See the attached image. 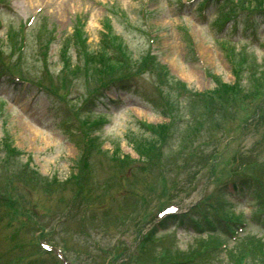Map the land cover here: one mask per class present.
Here are the masks:
<instances>
[{
    "label": "rangeland",
    "instance_id": "obj_1",
    "mask_svg": "<svg viewBox=\"0 0 264 264\" xmlns=\"http://www.w3.org/2000/svg\"><path fill=\"white\" fill-rule=\"evenodd\" d=\"M186 1L0 0V43L7 50L3 53H8L6 33L9 28L17 29L33 18L26 26L23 57L11 56L8 61L19 63L31 78L40 77L45 68L40 62L42 54L38 42L49 37L48 33L40 35L41 29L62 37L70 35L76 16L80 15L85 21L88 49H98L102 27L107 24L125 44L130 57L137 59L150 51L160 64L166 66L170 75L184 82L197 97L200 91L209 90L207 94L215 91L220 85L218 81L223 85L234 82V71L224 50V46L230 45L227 41L236 42L229 46L234 63L240 60L243 67L246 65L243 46L253 49L258 63L261 62L263 51L257 49L254 35L264 36V20L258 19L254 30L248 27L242 31V14H239L219 26L227 10L222 5L203 7L199 4L201 0ZM57 48L56 44L51 46L46 61L49 75L55 80H58L62 61L61 56H57ZM242 73L243 87L240 88L247 90L242 93L238 89V96L244 94L247 101L241 103L240 100L230 119L214 123L208 105L201 110L195 108L189 116L194 103L186 102L188 112L182 115L188 118V123L171 126L165 138H157L148 130V126L161 124L165 119L144 100V80L138 82V87L132 85L118 93L107 91L105 105L99 109L104 110L105 118L83 113L87 123L77 131L73 129V134L56 115L52 102L26 84L12 86L2 80L0 96L6 101H0V147L7 140L21 152L16 171L32 170L49 177L50 181L49 185L40 187L34 183L36 179L26 177L14 188V195L24 205L35 206L38 215L48 218L40 220L47 231L56 229V222L50 224L53 219H63L68 210H73L52 237L59 243L58 247H64L65 257L73 264H161L164 256L165 260L166 256L178 259L180 264H231L230 253H234L233 258H238L239 239L244 236L264 239L263 228L249 223L238 240L230 241L222 227L221 233L212 237L218 243H225L226 248L210 251L208 257L207 248L201 244L206 243L209 235L197 236L192 229L182 226L175 231L172 226L152 232L150 237L154 240L160 237L159 243L151 239L139 243L143 239H137L142 238L155 222L154 216L160 209L170 205L190 207L200 197L208 199L205 203L214 205L218 213L240 214L241 219L247 218L252 208L253 212L255 208L261 210L264 207L262 203L250 205L247 200L251 198H237L233 202L235 199L225 195L227 189L223 186L229 182L225 177L232 170L233 159L236 173L243 175L238 179L249 175L255 177L256 188L264 194V64L251 69V73L249 69ZM150 80L146 75V89ZM83 84V79L77 81L75 91H82ZM207 100V103L211 102ZM170 101L175 103L174 98ZM212 103V108L217 111L218 99ZM207 117L211 121L205 122ZM173 129L181 131V136L172 133ZM86 131L91 132L89 137H94L90 148L82 142ZM159 151L161 156L156 159ZM143 153H148L152 159L146 161ZM3 154L4 151H0V158ZM211 156L217 158L215 163ZM80 158L89 161L88 173L80 166ZM26 163L29 166L23 165ZM72 177L85 187L84 190L81 188V197L76 198L75 207L68 204L76 185L79 186L71 183ZM3 187L5 189L0 164V190ZM86 187L93 198L87 197ZM223 197L225 201H222ZM0 218V253L4 257L9 259L12 254H29L34 250L31 232L25 228L13 239V244L8 246L4 241L19 218L29 220L25 215L20 214L16 220ZM141 225L143 228H139ZM136 245L141 250H135ZM192 250L200 253L192 257L188 253ZM247 250L251 253L244 258L249 260L246 264H264L259 243L252 241Z\"/></svg>",
    "mask_w": 264,
    "mask_h": 264
},
{
    "label": "trees",
    "instance_id": "obj_2",
    "mask_svg": "<svg viewBox=\"0 0 264 264\" xmlns=\"http://www.w3.org/2000/svg\"><path fill=\"white\" fill-rule=\"evenodd\" d=\"M253 2H255L257 5L260 4L262 2V0H252ZM250 1V2H252ZM76 34L79 33V31L75 32ZM104 39L107 40V34L103 35ZM109 40V39H108ZM112 41V40H111ZM110 41V42H111ZM106 41L103 42L102 46L105 44ZM107 44V43H106ZM106 44L102 47V51H101V55L99 58H97L96 56H94L92 53L88 52L87 50L85 51L82 47H79V55L77 58V62L74 66H70L68 65L66 70H67V76L65 78V81H72L74 79H80L82 76L85 78L86 81H88V85L90 87L87 88L88 94L90 92H92L93 90H97L100 86H102L103 80L101 81V76H106L107 74H109V70H110V65L108 63V59L106 57ZM105 51V52H104ZM65 88V86H63ZM240 90L239 86L236 84L234 85H223L220 84L219 87H217L215 89V91L213 92V96H209L208 99L213 102L214 99H218V107H219V111H223L224 106L227 107L230 112L235 113L236 108L238 107V103H240V100H242L241 98H237L238 95V91ZM54 93L56 94H60L58 91L51 89ZM60 99H63L64 96L62 95H58ZM244 102L243 100L241 101V103ZM169 106V104H165V108ZM210 115L214 116L213 120L214 123L218 124V121L216 119V115H214L213 113H210ZM217 114V113H216ZM207 121H211L209 117L206 118L205 122ZM151 129V128H150ZM166 125H157L156 128H153V132L156 134H159L161 137L164 136L163 134H165L166 132ZM87 136V134H85ZM93 137L89 139L90 142L87 143V146L90 148L91 146H93ZM144 142L146 141L145 139H143ZM158 150V149H157ZM143 157L146 158V161L152 159L151 155H148V153H143L142 154ZM161 156V151L158 152L156 159H159ZM203 162L206 161V159H202ZM83 163H81V167H83L84 169L87 168V161H83ZM213 167V165H212ZM71 183L73 184H77L79 185V187L82 185L81 183L78 182V180L75 177H72ZM44 183H47L48 185L50 184V182L47 179H43ZM78 187V189H79ZM77 194H78V190H77ZM86 194L88 195L87 197L93 198L92 194L90 193L89 190L86 191ZM10 196V195H9ZM257 197H260L259 195H257ZM5 198H9V197H5ZM10 202L8 203V205H13V209L12 212H16L17 211V206H19L17 204V201L14 200H9ZM6 203V202H5ZM228 218V217H226ZM250 238V239H249ZM240 244H239V248L237 249V255L238 258H233L232 256H234V253H230L229 256V260H231V264H243V260L245 258V256H247L248 254L251 253L250 250H247V248H251V243L252 241H254L255 243H259L260 246V251L262 252V256L264 257V239L262 238H257V237H253V236H245L240 240ZM213 242L210 241L208 244H212ZM235 252V251H234ZM191 253H193V251H191ZM232 257V258H231ZM231 258V259H230ZM246 264V263H244Z\"/></svg>",
    "mask_w": 264,
    "mask_h": 264
}]
</instances>
